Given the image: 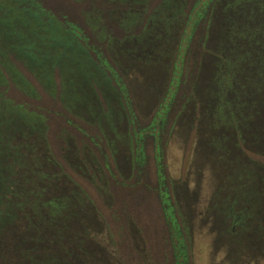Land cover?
Here are the masks:
<instances>
[{
  "label": "rangeland",
  "instance_id": "rangeland-1",
  "mask_svg": "<svg viewBox=\"0 0 264 264\" xmlns=\"http://www.w3.org/2000/svg\"><path fill=\"white\" fill-rule=\"evenodd\" d=\"M37 1L97 69L0 87L43 121L7 160L49 178L3 171L44 210L0 264H264V0Z\"/></svg>",
  "mask_w": 264,
  "mask_h": 264
},
{
  "label": "trees",
  "instance_id": "trees-1",
  "mask_svg": "<svg viewBox=\"0 0 264 264\" xmlns=\"http://www.w3.org/2000/svg\"><path fill=\"white\" fill-rule=\"evenodd\" d=\"M18 65H22L29 73L37 74L48 90H51L50 86L55 83V73H64L68 77L69 74L76 73L94 77V70L97 69L92 59L78 45L72 30H68L43 10L37 0H0V87L12 83L16 88H24L28 94H32L30 82L20 73ZM4 95L5 93L0 92V252L8 254L7 238L16 232H12L11 228L13 229L20 211L30 204L33 209L37 207L35 213H42L44 207L42 209L38 204H41L40 198H43L44 194L42 191L31 194L29 189H21L18 182L12 191L5 183L6 174L3 171L12 176L14 182L21 177L26 186L32 179L42 184L49 178L40 172L41 169L39 172H25L20 176L18 170L22 165V155L19 147L15 148L16 159L7 160V147L13 145V141L20 146L21 142L16 141L15 137H21V134L27 136V139L34 135L41 137L43 128L39 125L43 121L23 106H14L5 101ZM62 97L80 102L83 99L87 102L76 93ZM78 196L79 193H76V198ZM17 223L24 224L21 219H18ZM28 251L30 250L23 251L27 259Z\"/></svg>",
  "mask_w": 264,
  "mask_h": 264
}]
</instances>
